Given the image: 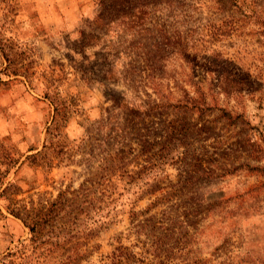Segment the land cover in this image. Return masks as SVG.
<instances>
[{"label": "rangeland", "instance_id": "1", "mask_svg": "<svg viewBox=\"0 0 264 264\" xmlns=\"http://www.w3.org/2000/svg\"><path fill=\"white\" fill-rule=\"evenodd\" d=\"M99 1L0 0V264H264V0Z\"/></svg>", "mask_w": 264, "mask_h": 264}, {"label": "trees", "instance_id": "2", "mask_svg": "<svg viewBox=\"0 0 264 264\" xmlns=\"http://www.w3.org/2000/svg\"><path fill=\"white\" fill-rule=\"evenodd\" d=\"M112 1L114 0H100L99 4L103 5V8H111L112 7ZM123 1V8L125 3H127V0H122ZM168 1V0H165ZM164 1V2H165ZM107 5V7H106ZM124 10V9H123ZM110 11H106V12H99V14L97 15V19L102 20V21H109L111 14L109 13ZM202 173L204 174H209L208 171L202 170ZM24 222V225L28 228V231L30 233V235L32 236V239L35 238V233L38 231V229L40 228L42 222H40V220L35 219L32 222H27L24 218L22 219ZM153 248L151 249V253L154 254L155 257H160L161 254V245H159L158 240L154 241L152 243ZM149 249H147V253H149L148 251ZM11 254V253H10ZM9 254V255H10ZM8 255V256H9ZM129 253L124 252V251H120V249L116 250L114 249L113 251H111L108 255H106L105 257H107V261H105L104 264H123V259L124 258H128L129 257ZM3 264H8V263H3ZM156 264H166L164 261H157Z\"/></svg>", "mask_w": 264, "mask_h": 264}]
</instances>
